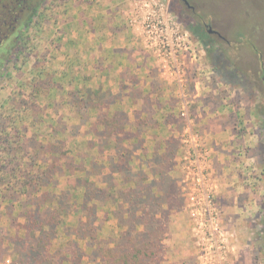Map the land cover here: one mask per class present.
Here are the masks:
<instances>
[{
	"label": "rangeland",
	"instance_id": "obj_1",
	"mask_svg": "<svg viewBox=\"0 0 264 264\" xmlns=\"http://www.w3.org/2000/svg\"><path fill=\"white\" fill-rule=\"evenodd\" d=\"M87 1L90 4L84 10L80 0L44 2L20 34L23 55L0 69V114L12 94H26V85L40 70L43 79L51 75L52 81L65 85L85 83L95 88L94 78L104 79V90L109 84L117 89L115 71L124 72L129 79L126 71L132 68L141 84L154 75L163 90L154 96L148 85L144 89L145 94L160 100L154 118L159 120L166 112L181 121L177 130L171 128L180 144L175 176L182 204L168 216L162 264H264V0H190L193 12H186L179 3L172 7L171 0ZM113 3L120 4L123 11L120 18L112 17L134 32L140 48L117 54L103 50L93 59L88 50L77 48V36L84 32L80 21L90 34L101 31L102 24H110ZM155 6V11L159 9L187 33L191 50L173 58L146 45L140 15L154 11ZM82 10L88 22L82 19ZM172 10L185 14L186 22L191 23L192 17L218 35H209V47H205ZM100 43L108 44L105 40ZM210 45L228 57L230 71H237L228 79L233 84L212 70ZM5 55L0 52V59ZM69 65L80 68L72 79L64 72ZM169 100L174 102L172 106L166 104ZM41 104L42 113L51 120L53 110L47 100L43 98ZM130 106L117 101L114 109L125 110L133 120L135 109ZM13 113L16 111L11 110ZM226 116L230 119L224 125ZM213 121L221 125L220 131L214 129ZM76 123L68 121V125ZM162 130L169 129L160 126V135ZM113 225V221L105 223L102 234ZM9 259L12 264L17 262L12 249L1 245L0 264Z\"/></svg>",
	"mask_w": 264,
	"mask_h": 264
},
{
	"label": "trees",
	"instance_id": "obj_2",
	"mask_svg": "<svg viewBox=\"0 0 264 264\" xmlns=\"http://www.w3.org/2000/svg\"><path fill=\"white\" fill-rule=\"evenodd\" d=\"M44 2L35 1L16 33L0 24V52L6 53L0 69L23 55L20 34ZM172 11L209 47L199 22ZM210 47L212 70L229 81L237 71ZM64 72L72 79L80 68L69 65ZM41 74L31 78L26 94H12L0 114V247L12 249L15 264H162L168 216L182 199L175 176L179 140L173 132L162 137L159 129L177 130L181 121L166 112L155 119L152 107L161 103L134 83L129 97L142 104L132 120L114 109L120 94ZM150 89L158 96L163 87L152 81ZM43 98L51 120L42 113ZM111 221L104 236L102 227ZM262 227L264 233V212Z\"/></svg>",
	"mask_w": 264,
	"mask_h": 264
},
{
	"label": "crops",
	"instance_id": "obj_3",
	"mask_svg": "<svg viewBox=\"0 0 264 264\" xmlns=\"http://www.w3.org/2000/svg\"><path fill=\"white\" fill-rule=\"evenodd\" d=\"M80 3H81V9H87L85 8V4H90L87 0H80ZM112 8L109 9L110 11V16H108V22H110V24H108L109 26H105V25H101L102 26V30L101 31H94L93 34H90V32H87L88 30V27L85 26L84 23H82L80 21V25H82L83 29H84V32L82 33V35L79 33L78 36H77V48L78 50H88L89 51V56L92 57L93 59H95L97 56H99V54H101L103 52V50H111V53L112 54H117V53H121L123 51L121 50H136L138 48H140V45L138 44V39L135 37V34L133 31L129 30L128 27H126L122 22V20H118L119 15L121 14L122 15V11L123 9L122 6H120V4H115L113 3L111 5ZM82 10V11H83ZM91 14H89L90 16ZM116 16L118 18H113L112 16ZM112 18V20H111ZM82 19L86 20V22H88L87 20V16H86V12L83 11V17ZM105 20H107L105 18ZM121 21V22H120ZM79 32H82V29L80 28L79 29ZM86 32V33H85ZM102 40H105L108 44L105 45L103 43V45L100 43ZM98 50L100 53H98ZM94 70H96V67L94 66L93 67ZM132 70V68L130 69ZM126 71L127 75H130L129 76V79L128 78H125L126 74L124 72H119L118 71H115V76L116 78H118L117 80V83L114 84L117 89H115V87L111 88V85L109 84V86H106L108 87V90H110V92L112 94H120L121 95V98L117 101H121L123 103H126V104H129L130 103V107L131 109H135L133 110V118H134V112L135 111H140V107H141V100L138 99L136 100V103L133 104L134 101H132L129 97V94L131 93V91L133 90L132 89V85L134 83V87L138 86V88H140L143 93L145 94V87L148 85L150 87V82L152 81H157L155 76L152 75V79L145 83L144 84H141V82H139V80H135V79H138V76L135 72L133 71ZM134 79V80H132ZM94 81H96V87H103V82H104V79H100V78H94ZM123 85L124 89L123 91H120V87ZM140 85V86H139ZM144 85V86H142ZM136 89V88H135ZM149 93V92H148ZM151 94V93H149ZM154 96H157L156 93L154 94ZM150 98H152V96L150 95ZM129 101V103H128ZM158 101H160L158 99ZM126 109H128V105H126ZM152 110L153 107H152ZM125 111V110H124ZM130 112V110H128ZM126 112V111H125ZM155 112V111H154ZM127 113V112H126ZM129 118L132 119V116L127 113ZM140 115L141 117H144L145 114H144V111H141L140 112ZM158 116V114H154V117ZM220 115H218L219 117ZM215 117V116H214ZM211 118L212 119H214ZM216 118V117H215ZM228 118V119H226ZM226 121L225 119L223 120L224 121V125L226 123H229V117L226 116ZM209 118H208V124L207 125H210L212 124V121H211ZM214 122V121H213ZM217 125V126H216ZM218 121L214 122V129H216L217 131H220L221 130V125H219ZM166 128H168V132L166 130H162L160 133H161V136L162 137H167L170 132H173V130H171V127L170 126H165ZM219 133V132H217ZM225 133V132H224Z\"/></svg>",
	"mask_w": 264,
	"mask_h": 264
},
{
	"label": "built area",
	"instance_id": "obj_4",
	"mask_svg": "<svg viewBox=\"0 0 264 264\" xmlns=\"http://www.w3.org/2000/svg\"><path fill=\"white\" fill-rule=\"evenodd\" d=\"M143 6L149 7L145 2ZM157 8L155 6L154 11H142L140 15L142 36L146 45L152 50L168 52V55L173 58H176L180 52L191 50L187 33L167 20L163 13H159V9L155 11ZM10 262V259L6 260L7 264H12Z\"/></svg>",
	"mask_w": 264,
	"mask_h": 264
},
{
	"label": "flooded vegetation",
	"instance_id": "obj_5",
	"mask_svg": "<svg viewBox=\"0 0 264 264\" xmlns=\"http://www.w3.org/2000/svg\"><path fill=\"white\" fill-rule=\"evenodd\" d=\"M35 1L36 0H0V24L7 26V33H16L19 30V24L25 20L26 13L34 6ZM175 3H179L186 12L194 11V6L189 2L187 5L183 0H175L174 4ZM207 32L210 36L218 35L210 28L207 29Z\"/></svg>",
	"mask_w": 264,
	"mask_h": 264
},
{
	"label": "water",
	"instance_id": "obj_6",
	"mask_svg": "<svg viewBox=\"0 0 264 264\" xmlns=\"http://www.w3.org/2000/svg\"><path fill=\"white\" fill-rule=\"evenodd\" d=\"M184 2H185V4H187L188 5V2L186 1V0H183Z\"/></svg>",
	"mask_w": 264,
	"mask_h": 264
}]
</instances>
